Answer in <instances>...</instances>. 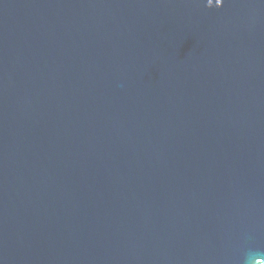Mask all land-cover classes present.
<instances>
[{
  "label": "water",
  "instance_id": "1",
  "mask_svg": "<svg viewBox=\"0 0 264 264\" xmlns=\"http://www.w3.org/2000/svg\"><path fill=\"white\" fill-rule=\"evenodd\" d=\"M0 264H264V0H0Z\"/></svg>",
  "mask_w": 264,
  "mask_h": 264
}]
</instances>
